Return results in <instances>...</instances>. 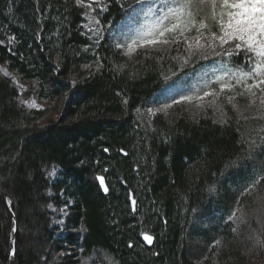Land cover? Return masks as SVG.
Instances as JSON below:
<instances>
[{
	"label": "trees",
	"instance_id": "obj_1",
	"mask_svg": "<svg viewBox=\"0 0 264 264\" xmlns=\"http://www.w3.org/2000/svg\"><path fill=\"white\" fill-rule=\"evenodd\" d=\"M100 6L93 34L75 0H0V66L26 88L0 71V264H264V121L184 104L151 117L221 60L179 36L129 55L111 34L141 1Z\"/></svg>",
	"mask_w": 264,
	"mask_h": 264
},
{
	"label": "snow or ice",
	"instance_id": "obj_2",
	"mask_svg": "<svg viewBox=\"0 0 264 264\" xmlns=\"http://www.w3.org/2000/svg\"><path fill=\"white\" fill-rule=\"evenodd\" d=\"M77 5L85 6L92 9L93 4L89 2L85 4L84 0H75ZM143 3L144 0H141ZM162 7L158 10L153 9L151 5L143 12L145 17L150 14L155 16V21L150 26L140 25L135 34L128 35L125 44H116L117 48H126L127 54H132L137 48H143L148 45L169 44L178 42L176 37H182L188 43V49L200 51L203 58L207 59L209 52L217 56L239 57L241 54L245 56L244 64L251 65L250 71L242 69L233 72L229 69L225 72V76L231 73L234 79L224 81L221 77L216 80L220 83V92L226 89L231 90L237 85L245 82L243 86L251 92L253 88L258 89L261 93L260 104L264 105V0H200L202 5L210 6L212 9L211 19L215 22L218 31H212L208 23L204 19L199 21L192 18V13L188 11V5L191 0H172L169 4L167 0H161ZM219 9V12H217ZM92 21L99 24L100 21L95 17H90ZM195 30L197 35L193 37L195 45L188 42L186 32ZM171 37V39L169 38ZM210 37V39H208ZM15 37H9V41ZM205 43H201V40ZM2 43V41H0ZM191 54V52H190ZM5 76L10 75L6 69L0 68ZM15 79V77H13ZM252 80L251 84L246 83ZM255 95V93H252ZM219 95L213 91H205L203 96H197L195 99L203 100L204 97ZM185 100H193L192 96L183 97ZM229 101L232 97H228ZM175 102V101H174ZM29 107H36L35 101L27 102ZM164 108L170 107L165 104ZM152 112V109L148 110ZM107 151V149H105ZM101 186H104V178L98 177ZM259 181H257L258 183ZM107 192L108 188L104 187ZM232 213L229 220L235 216ZM144 239L149 243L152 237L146 233ZM218 244L219 241H216Z\"/></svg>",
	"mask_w": 264,
	"mask_h": 264
},
{
	"label": "rangeland",
	"instance_id": "obj_3",
	"mask_svg": "<svg viewBox=\"0 0 264 264\" xmlns=\"http://www.w3.org/2000/svg\"><path fill=\"white\" fill-rule=\"evenodd\" d=\"M84 2L85 4L89 2H92L93 4L92 9H88L87 7L85 8L87 9L88 28L93 32V34H95L96 31H98L99 24H96L94 21H92L90 17H96V9L102 10L100 5L103 3V0H84ZM160 5V7L163 6L162 3ZM144 11L146 10H143L142 8L139 10L134 8L129 14L126 15L124 21L121 22L112 33L115 45L118 43L125 44L126 40L128 39V36L125 34H135L136 30L140 28L141 24H144L147 27L155 21L156 17L152 16L151 14L148 17H145L143 15ZM188 11L192 13V18L197 21H199L200 19H204L206 20L212 31H218V29L215 27V22L211 19L212 9L210 6L206 7L205 5H202L200 3V0H191V3L188 5ZM217 12H219V9H217ZM190 35L191 40H193V37H195L197 33L195 30H193L186 36ZM208 39H210V37H208ZM121 49L126 50V48ZM218 59L221 61H219L216 68L204 69L197 75L186 78L183 82L177 83L176 85L167 88L164 92L155 96L148 107V110L152 109V112L148 111L149 115L151 117H155L158 114H168L175 105L184 104L188 106L189 109L193 110H203L209 108L212 110L214 116L221 122L228 119H233V117H240L244 118L246 122L255 124V126L260 129V123L264 121V105L260 104L261 93L258 89L255 88H253L252 91L249 92L243 86L245 82H242V84L237 85L231 90L226 89L221 93L220 83L216 80V78L219 76L224 81H229L230 79L234 78L231 73L229 74V76L224 75L225 72H227L231 68H224V58L220 59V56H218ZM0 68L6 69L3 66H0ZM6 70L10 74L6 77L13 80V83L19 87L21 93H24L26 90L25 86L21 85L18 79L13 74H11L8 69ZM232 70L233 72L237 71V69L235 68ZM250 70L251 69L248 68L243 71ZM13 77H15V79H13ZM246 83L251 84L252 80H247ZM205 91H213L215 93H219V95L204 97L203 100L195 99V97L197 96H203V93ZM253 92L255 93V95L252 94ZM185 96H192L194 97V99L185 100L183 99V97ZM228 97H232V100L229 101ZM33 100L37 105L36 107H29V104L25 103V101L31 102ZM24 104L28 108L33 110H43V108L45 107V105L36 98L24 100ZM165 104L170 105V107L164 108L163 106ZM262 131H264V129ZM51 177L52 179L56 177L55 172L52 173ZM51 212L54 214L53 220L55 227L59 229L60 235L64 236L66 232L65 217L68 216L67 206L63 205L59 212H57L55 206H52Z\"/></svg>",
	"mask_w": 264,
	"mask_h": 264
},
{
	"label": "water",
	"instance_id": "obj_4",
	"mask_svg": "<svg viewBox=\"0 0 264 264\" xmlns=\"http://www.w3.org/2000/svg\"><path fill=\"white\" fill-rule=\"evenodd\" d=\"M98 183H99V185H100V187L102 188V190H103V192L104 193H107V192H105L104 191V187H106V185H105V182H104V186H101V184H100V181H99V179H98ZM149 235V234H148ZM152 237V236H151ZM153 238V237H152ZM142 240L148 245V246H151L152 244H153V242H154V238L152 239V242L151 243H149L148 241H146L145 239H144V235L142 236Z\"/></svg>",
	"mask_w": 264,
	"mask_h": 264
}]
</instances>
